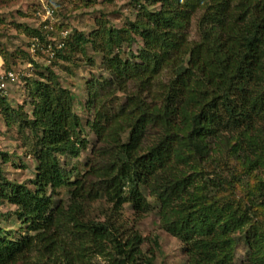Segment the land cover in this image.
<instances>
[{
	"label": "trees",
	"instance_id": "obj_1",
	"mask_svg": "<svg viewBox=\"0 0 264 264\" xmlns=\"http://www.w3.org/2000/svg\"><path fill=\"white\" fill-rule=\"evenodd\" d=\"M135 1L136 16L122 31L135 51L122 56L120 33L103 25L88 35L74 30L53 48L63 60L72 61L68 51L95 65L90 46L105 73L86 83L94 140L85 171L75 176L61 165L89 142L72 93L49 67L30 88L32 119L16 113L23 138L25 129L33 137L34 189L0 184V198L25 225L17 237L0 227V264L30 252L35 264L55 256L71 264L91 252L111 254V264H152V255L139 253L140 235L123 233L119 220L126 203L136 218L153 209L146 192L189 264H235L240 243L242 264H264V175L251 186L239 177L264 170V0ZM194 18L189 69L179 51ZM61 189L66 199H54ZM94 203L100 217L90 216Z\"/></svg>",
	"mask_w": 264,
	"mask_h": 264
},
{
	"label": "rangeland",
	"instance_id": "obj_2",
	"mask_svg": "<svg viewBox=\"0 0 264 264\" xmlns=\"http://www.w3.org/2000/svg\"><path fill=\"white\" fill-rule=\"evenodd\" d=\"M136 13L135 0H0V75L10 70L19 75L17 80L8 82L6 86L5 98L8 109H4L5 106L0 104V184L8 181L34 189L31 181L34 179L36 163L28 152V145L33 137L29 130L25 129L24 135L27 139H24L18 125L21 117L32 119L34 99L30 88L34 81L46 80L45 77L39 76V73L47 75L45 67H49L61 86L72 93L73 111L82 119L81 137H86L89 142L79 158L62 157L61 165L70 169L75 176L85 171V163L91 156L94 140V135L86 123L87 119L91 118L84 107L88 97L86 83L92 76L99 78L105 73L99 67L100 54L94 52L90 46L86 55L94 59L95 65H90L86 57L80 53L68 51L65 54L71 56L72 61L63 60L54 55L53 48L74 30L88 35L103 25L120 33L122 56L129 48L135 51L137 45L131 43L130 46L129 38L122 31L127 27L128 21L134 20ZM32 30H39L44 36L43 40L35 37ZM188 33L187 41L179 51L180 57L185 53L188 55L193 42L197 39L196 18L191 20ZM186 65L189 69L192 68V62L188 57ZM118 97L122 102V94L118 93ZM16 113H19V118ZM254 173L251 179L246 180V177L242 178L241 175L239 177L241 181H247L251 186L254 177H263L264 170ZM242 192L243 189L238 186L237 193L241 195ZM145 194L153 209L136 218L130 204H124L119 215L123 225L122 232L127 235L132 230L140 235L142 242L139 245V253L143 257L152 255V264H189L187 256L183 253L182 244L161 228L157 205L147 192ZM66 197L65 189H61L54 199ZM90 209V216L100 217L101 205L94 203ZM15 210V206L0 198V227L17 237L19 233L25 234V225L16 218ZM155 239L158 246L154 245ZM246 256L247 246L244 243L237 244L235 264H242ZM111 257V254L91 252L80 262L72 261L71 264H111ZM46 259L47 256L43 260ZM36 261L35 253L30 252L24 261H18L17 264H35ZM47 262L65 263L61 256L51 257Z\"/></svg>",
	"mask_w": 264,
	"mask_h": 264
},
{
	"label": "built area",
	"instance_id": "obj_3",
	"mask_svg": "<svg viewBox=\"0 0 264 264\" xmlns=\"http://www.w3.org/2000/svg\"><path fill=\"white\" fill-rule=\"evenodd\" d=\"M18 73L10 70L0 75V96H6V86L8 82H13L18 79Z\"/></svg>",
	"mask_w": 264,
	"mask_h": 264
}]
</instances>
